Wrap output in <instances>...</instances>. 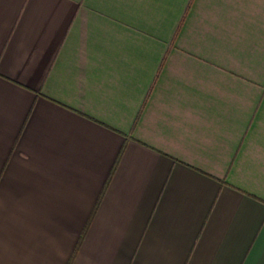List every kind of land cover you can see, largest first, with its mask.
<instances>
[{
  "label": "crops",
  "instance_id": "0c3cea01",
  "mask_svg": "<svg viewBox=\"0 0 264 264\" xmlns=\"http://www.w3.org/2000/svg\"><path fill=\"white\" fill-rule=\"evenodd\" d=\"M0 264H264V0H0Z\"/></svg>",
  "mask_w": 264,
  "mask_h": 264
}]
</instances>
